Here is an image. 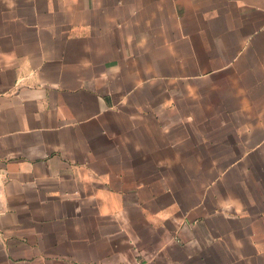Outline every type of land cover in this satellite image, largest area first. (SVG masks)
<instances>
[{"label": "crops", "instance_id": "crops-1", "mask_svg": "<svg viewBox=\"0 0 264 264\" xmlns=\"http://www.w3.org/2000/svg\"><path fill=\"white\" fill-rule=\"evenodd\" d=\"M0 264H264V0H0Z\"/></svg>", "mask_w": 264, "mask_h": 264}]
</instances>
